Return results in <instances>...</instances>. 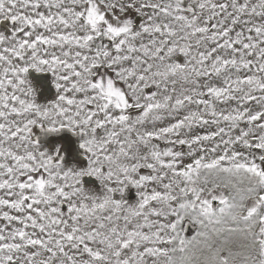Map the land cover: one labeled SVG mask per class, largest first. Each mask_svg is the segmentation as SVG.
<instances>
[{"label": "snow or ice", "instance_id": "1", "mask_svg": "<svg viewBox=\"0 0 264 264\" xmlns=\"http://www.w3.org/2000/svg\"><path fill=\"white\" fill-rule=\"evenodd\" d=\"M0 264H264V0H0Z\"/></svg>", "mask_w": 264, "mask_h": 264}, {"label": "rangeland", "instance_id": "2", "mask_svg": "<svg viewBox=\"0 0 264 264\" xmlns=\"http://www.w3.org/2000/svg\"><path fill=\"white\" fill-rule=\"evenodd\" d=\"M37 87H40V84L39 83H37ZM190 232H191V229H190ZM190 232H189V234H190Z\"/></svg>", "mask_w": 264, "mask_h": 264}]
</instances>
